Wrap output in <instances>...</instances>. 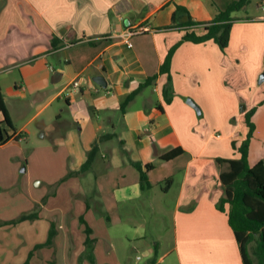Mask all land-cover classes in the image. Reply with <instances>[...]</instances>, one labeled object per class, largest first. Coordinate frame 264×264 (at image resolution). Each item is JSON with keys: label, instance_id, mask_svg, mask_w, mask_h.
<instances>
[{"label": "crops", "instance_id": "obj_1", "mask_svg": "<svg viewBox=\"0 0 264 264\" xmlns=\"http://www.w3.org/2000/svg\"><path fill=\"white\" fill-rule=\"evenodd\" d=\"M218 1L222 5L214 0H0V71L4 65L18 70L13 89L5 93L0 86V93L22 135L0 146V264H92L80 260L86 240L81 218L96 241V264H141L139 252L145 247L151 264H159L156 258L168 240L167 264H244L228 205L225 212L216 205L224 197L221 174L229 171L222 160L240 158L232 142L239 147L247 135L246 112L257 108L255 123L264 109V82H259L264 44L256 52L257 28L250 27L261 26L264 38V10L239 15L250 0L233 13L225 51L213 40L182 43L172 59L169 104L164 97L168 74L160 73L169 50L186 33L206 32L181 27L178 20L188 16L174 20L177 6L185 7L192 20L209 22L231 3ZM138 26L147 31L126 38ZM68 27L73 44L64 39ZM225 89L246 109L234 125L218 112L229 130L223 142L210 131L222 124L204 100L220 108L216 99ZM10 100L18 101L19 111L29 102L35 113L28 123L16 125ZM32 122H38L36 129L28 128ZM255 139L249 151L252 167L264 161V147L253 152ZM96 140L91 167L79 172ZM26 141L32 145L29 155ZM177 148L180 156L162 159ZM140 171L148 184L141 183ZM69 172L79 173L59 183ZM164 204H175L172 239L161 233L149 237L148 222L140 217L149 214L162 224ZM35 212L31 220L12 223ZM51 228L53 243L38 247ZM256 248L255 240L250 255Z\"/></svg>", "mask_w": 264, "mask_h": 264}, {"label": "trees", "instance_id": "obj_2", "mask_svg": "<svg viewBox=\"0 0 264 264\" xmlns=\"http://www.w3.org/2000/svg\"><path fill=\"white\" fill-rule=\"evenodd\" d=\"M249 2L250 0L232 1L225 9L220 10L216 17L209 22L194 21L185 7L177 6L173 15L174 20L182 13H185L188 16V20L185 22L178 20L181 27L185 29L203 27L206 32L203 35H197L194 31L186 33L184 37L169 50L168 55L160 68V73L168 74V86L164 89V97L168 104L171 103L173 96L171 76L172 59L178 47L186 41L202 43L213 40L220 46L222 51H225L230 43L232 27L236 21V18L233 17V13L243 9L249 4ZM127 5L130 9L128 3ZM119 10H121L120 7H118V11ZM70 31V27L65 31L64 39L67 42L66 44L74 43V39L70 37ZM53 46L55 47V40H53ZM156 77L157 75L148 78L147 83ZM144 86L145 84L141 87ZM136 93L137 92H134L128 96L126 101L131 100ZM121 108L122 112H124L125 105L122 104ZM256 111L257 108L254 107L246 112L245 120L248 132L240 146L237 147L236 142H232V146L234 149L238 150L240 158L236 160H222L224 163L228 164L229 171L221 174L220 178L224 188V197H222L216 205L217 208L223 212L226 211V206L228 205L227 212L229 223L234 231L236 240L240 245L244 264H254L249 252V246L255 240L257 241L255 254L259 259V262L264 264V161H259L253 167L249 164L250 144L256 129V125L252 118ZM0 112L3 116V119L0 120V146L5 145L12 139L19 141L22 138V135L17 133L1 93ZM98 142L99 141L96 140L93 144L92 150L79 172H85L91 167L97 152ZM181 154L182 150L177 148L162 156V159L171 160ZM147 167H149V165ZM79 172H69L59 183L73 177ZM140 180L142 184L149 183L146 172L140 171ZM45 202L46 198H44L42 203ZM35 217H37L36 212L33 214H25L12 223L31 220ZM81 223L85 225L86 240L85 251L81 255L80 260L88 259L92 264H96L94 257V245L96 241L91 237L92 230L86 224L84 218H81ZM55 235V230L51 228L47 242L38 247L50 246L53 243ZM25 264H28V261ZM154 264H156V262Z\"/></svg>", "mask_w": 264, "mask_h": 264}, {"label": "rangeland", "instance_id": "obj_3", "mask_svg": "<svg viewBox=\"0 0 264 264\" xmlns=\"http://www.w3.org/2000/svg\"><path fill=\"white\" fill-rule=\"evenodd\" d=\"M217 5H222V2H219L218 0H214ZM229 1H234V0H229ZM262 4V0H252V4L247 6V8L245 10H241L239 15H244L246 12L250 13V15L254 16V15H259V14H263V11L260 9L262 8V6L260 7ZM243 19V18H242ZM258 22L255 21L254 24H256ZM250 27H256V31H253V37L254 40L257 42V47H256V52H258V49L260 46H263L264 44V38L263 35L260 31V29L262 30L261 26H257V25H253ZM2 68H4L5 70H1L0 71V86H3L4 91H6L5 93H7V88H12L13 89V85L17 79L18 76V70L17 69H13L15 68V66H8V65H4ZM10 72H13V76L12 78H10L11 74ZM14 77V78H13ZM231 82L227 83V85H230ZM231 86L234 85L231 84ZM3 98L6 100V96ZM218 102H220L221 107L220 108H216L214 101L211 102V100H204V105L205 107L209 110V113L211 115V112L213 110V116L215 117V119H217V116L219 115L218 112H220V117L223 120L224 118H226L227 116L229 117V121L228 123H230L231 125L235 124V120L238 117V114L241 112V108L243 106V104H240L239 102L235 103L234 99H233V95L231 90L225 89L223 90V92L219 93V96L216 99ZM10 109L13 112V117H14V121L16 123V125L18 126H23L26 123H28L31 119V117L34 115L35 111L33 109L30 108L29 106V102H26L25 105H22L23 111H19L17 108L20 104H18L17 100L14 101H9L8 102ZM62 104H64V101H62ZM25 106V107H24ZM54 109H58V103L56 102L53 106ZM18 111V112H17ZM20 112V113H19ZM63 116H65V114H63ZM47 117V116H46ZM45 115L39 118V122H43L46 120ZM64 118H69V116L66 114V116ZM3 119L2 113L0 112V120ZM69 120V119H68ZM218 120V119H217ZM70 121V120H69ZM219 121V120H218ZM220 122V121H219ZM38 122H32L29 125V129H36L38 124ZM220 124H222L220 122ZM255 125L257 126V135H256V129L254 132V136H256V139L253 143L254 148H253V152L254 154H257V152H259V148L260 147H264V109H262L260 115L256 118L255 121ZM75 132H76V126H74ZM211 132H214L215 134H219L223 137V142H226L227 139V131H229L227 129V126L223 125L222 126H215V128H213L212 130H210ZM49 138H47L45 140L46 143H49ZM25 145H28L27 148V155H29L30 151H31V144H27V141L25 142ZM51 164V163H50ZM52 165V164H51ZM22 167H25V162H23ZM164 186L165 183H164ZM174 206L175 204H164L165 207V211L162 214V224H155L157 221L153 222V220L151 219V216L145 215V216H141L140 219H146L148 224H146V228L148 231V236L149 237H153L156 236V238L160 237V233L163 236H166L167 238H169L170 236H173V229H174V222H173V212H174ZM171 238V237H170ZM172 239V238H171ZM166 243L169 245V247L172 244V241L169 240L168 241H164L165 247H163V250L161 252V254L156 258V260L161 259L159 261V264H167V259H165V251H167V249H165L168 245H166ZM146 250H148L147 247H145L141 252H139V254L143 257L141 264H151V259L150 256H147L146 254H144V252H146ZM251 258L254 262V264H261L259 262V259L257 258L255 252L251 254Z\"/></svg>", "mask_w": 264, "mask_h": 264}, {"label": "built area", "instance_id": "obj_4", "mask_svg": "<svg viewBox=\"0 0 264 264\" xmlns=\"http://www.w3.org/2000/svg\"><path fill=\"white\" fill-rule=\"evenodd\" d=\"M261 6H262V9L264 10V0H263V2H262V4H261ZM144 31H147V29H145V28H141V27H134V29H132L131 31H129L127 34H126V38H129V39H131L133 36H135V35H139V34H141L142 32H144ZM127 44L131 47L132 46V44H131V42L128 40L127 41ZM67 47H69L68 45H67ZM138 259H141V257L140 256H138Z\"/></svg>", "mask_w": 264, "mask_h": 264}, {"label": "water", "instance_id": "obj_5", "mask_svg": "<svg viewBox=\"0 0 264 264\" xmlns=\"http://www.w3.org/2000/svg\"><path fill=\"white\" fill-rule=\"evenodd\" d=\"M259 82L260 83H263L264 82V73L261 74ZM187 103L190 106H192L198 112V114L201 113V110H200L199 106L193 100L188 99L187 100ZM245 109H246L245 106H242V110L245 111Z\"/></svg>", "mask_w": 264, "mask_h": 264}]
</instances>
